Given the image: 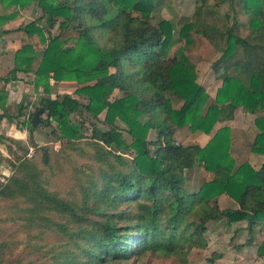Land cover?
<instances>
[{"label":"trees","instance_id":"obj_1","mask_svg":"<svg viewBox=\"0 0 264 264\" xmlns=\"http://www.w3.org/2000/svg\"><path fill=\"white\" fill-rule=\"evenodd\" d=\"M160 2L0 0L3 10H15L0 15L1 28L32 4L42 13L26 25L1 29L0 37L23 33L44 46L39 58L34 46L23 45L0 79V118L15 120L28 133L27 145L6 146L9 158L0 153V166L5 162L10 171L0 177V264H127L143 257L188 264L192 250L207 248L208 224L223 220L245 222L244 246L264 236V164L258 170L232 165L228 127L203 148L174 138L177 128L186 127L208 135L216 123L232 121L238 108L264 112V43H258L261 37L264 42V0H220L233 15L249 17L253 34L237 35L235 21L223 29L200 21L203 12L211 13L207 0L195 1L197 19L177 33L186 42L191 31L209 38L212 30L226 39L211 67L222 84L208 106L194 66L180 49L170 56L178 42L174 23H151ZM56 25L76 32L72 45L50 35ZM18 74L32 75L34 88L45 94L22 123V105L18 116L5 112L4 87L19 81ZM51 81L75 82L74 96L51 97ZM114 91L122 97L111 100ZM171 97L182 101L179 109ZM41 108L45 127L56 124L50 136L58 149L33 139L31 119ZM254 124L252 151L262 154L264 117ZM6 140L0 136V145ZM196 167L213 178L189 192L186 173ZM223 195L235 201V209L219 207ZM257 254L264 264V241ZM220 258L213 254L207 261Z\"/></svg>","mask_w":264,"mask_h":264},{"label":"rangeland","instance_id":"obj_2","mask_svg":"<svg viewBox=\"0 0 264 264\" xmlns=\"http://www.w3.org/2000/svg\"><path fill=\"white\" fill-rule=\"evenodd\" d=\"M196 0H161L158 10L153 13L151 23L156 25L160 21H172L175 25L174 37L176 39V44L170 50V56H172L176 50L180 49L183 57L194 66L197 80L196 82L202 86L206 93L208 94V100L206 106L213 103L216 91L221 87V80L215 78L212 71V64L220 58L223 51L226 48V39L212 30H208L207 34L209 38L198 36L191 31L189 33L191 40L186 42V39L178 40L177 33L186 23H193L197 19L195 17L196 10ZM208 5L211 7V13L207 14L203 12L200 15V21L207 23L212 26L219 27L223 29L224 27H230L235 21L237 25L235 27V32L239 36H246L249 33H255L253 30H249L247 27L249 17L238 11L233 15L231 13L228 4L220 3V0H207ZM15 11L14 9H9L7 11L3 10L0 6V15L11 13ZM41 11L36 4H32L27 8L16 12V17L13 21L4 24L3 27L15 28L20 25H26L32 21L41 18ZM233 17V18H232ZM2 27V28H3ZM0 27V30L2 29ZM51 36H62L66 41L67 45H72L76 37V32L71 30H66L61 32L56 25L54 28L48 31ZM11 35L10 41L7 42L8 45H3L0 43V55H7L5 57L4 64L12 65L15 52L20 49L25 44H30L34 46L36 54L41 57L42 46L39 42L37 36L28 37L23 33H13ZM4 36V35H3ZM1 38V37H0ZM7 37H4V39ZM258 43L263 44L262 37L259 38ZM21 77V84L26 85V90L22 93L24 97L22 98L23 103L30 106L26 113V118L22 120L26 121L27 118L35 112L40 106V99L45 96L42 88L35 89L33 86V76L29 74H18ZM51 91L50 96L55 97L56 95H73L77 84L75 82H58L55 83L51 81ZM122 97V94L118 91H114L110 99H118ZM82 101L84 98L82 97ZM172 107L174 109H179L182 101L176 97H171ZM33 111V112H32ZM205 111V110H204ZM203 111V112H204ZM256 117H264V112L258 114H249L244 109L238 108L232 121L218 122L215 124L213 130L210 134L206 135L201 132H192L188 127L183 129H176L175 142L178 144L192 145L196 144L199 147H204L213 138L215 133L222 127H228L229 134V150L228 156L232 165L236 168L245 163L251 165L252 168L258 170L262 164H264V152L262 154H256L252 151V144L256 134L258 133L257 128L254 124ZM45 115L40 117L41 120H45ZM72 121L76 122L79 119L75 116L72 117ZM21 122V123H22ZM101 129H107L105 125L101 123H96ZM121 125V124H119ZM122 127V125H121ZM25 128V127H24ZM56 128L54 122L51 123V127H45L44 124L38 125L35 132L33 133V139L38 145L51 144L54 145L55 149H58L59 143L54 142L50 133ZM88 130L89 127L87 126ZM125 139L126 134H123ZM153 134L149 135L152 138ZM22 144L27 145L28 143V133H26V138L22 141L6 140L4 145L0 147L4 155L6 146L10 145L16 148V145ZM32 153V152H30ZM1 173L9 174L7 165L2 162ZM213 175L205 171L202 167H196L195 169L188 171L186 173V190L197 192L199 187L203 183L211 181ZM218 205L221 209L224 208H236L235 201L223 195L218 198ZM245 222L228 224L225 220L211 222L208 224V230L206 233L207 248L204 250H192L188 256V264H261L263 259L258 256L257 250L262 241H264V236L256 235L252 246H244V243L249 238L245 230ZM21 248L18 250V252ZM213 254L221 255L220 259L215 260L214 263H208V259L212 257ZM127 264H164L160 261L154 260L151 257H143L138 261H130Z\"/></svg>","mask_w":264,"mask_h":264},{"label":"crops","instance_id":"obj_3","mask_svg":"<svg viewBox=\"0 0 264 264\" xmlns=\"http://www.w3.org/2000/svg\"><path fill=\"white\" fill-rule=\"evenodd\" d=\"M10 29L12 28H6V27L2 28V30L4 31H8ZM11 35L13 36L14 34L8 33V34H5L4 36H1L0 43L3 45H8L7 42L10 41ZM4 37H7V38L4 39ZM6 56L7 55H3V56L0 55V79L4 78L8 74V72L13 68V64L12 65L4 64ZM17 77L19 81L9 83L4 87L5 88L4 96L6 97L5 112L10 117L18 116V108L20 105H22V107H24L23 116H19L17 120L19 123H21L22 120L26 118V113L28 112V109H31V107L27 106V104L23 103L22 101L23 100L22 98L24 97L22 91L24 92L26 90V85L21 84L22 83L21 77L19 75H17ZM2 87L3 85L0 83V90H2ZM3 113L4 112L0 110V117L1 115H3ZM26 133L27 132L25 130H21L20 128L16 127L15 120H9L7 118H0V136L6 137L8 139L18 142L26 138ZM1 146L3 145H0V147ZM0 153L2 157L9 158V155L8 154L4 155L1 149H0ZM1 168L2 166H0V169ZM9 175H10V171H9V174L1 173L0 171V177H8Z\"/></svg>","mask_w":264,"mask_h":264},{"label":"water","instance_id":"obj_4","mask_svg":"<svg viewBox=\"0 0 264 264\" xmlns=\"http://www.w3.org/2000/svg\"><path fill=\"white\" fill-rule=\"evenodd\" d=\"M45 113L43 108L39 109L31 119V125L37 127L38 125L44 124L43 120H40V117Z\"/></svg>","mask_w":264,"mask_h":264}]
</instances>
